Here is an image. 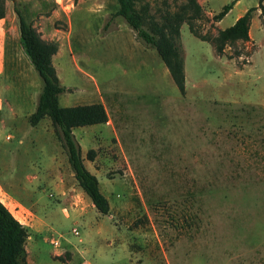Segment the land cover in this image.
Here are the masks:
<instances>
[{"label": "rangeland", "instance_id": "obj_1", "mask_svg": "<svg viewBox=\"0 0 264 264\" xmlns=\"http://www.w3.org/2000/svg\"><path fill=\"white\" fill-rule=\"evenodd\" d=\"M186 1L136 3L160 19ZM259 1L197 0L194 27L208 37L256 7L252 38L218 54L182 22L181 93L157 50L115 15L118 0H0V199L27 230L25 264H264ZM16 7L58 44L59 103L106 107V122L73 132L107 213L79 185L50 118L29 121L41 79L19 42Z\"/></svg>", "mask_w": 264, "mask_h": 264}, {"label": "trees", "instance_id": "obj_2", "mask_svg": "<svg viewBox=\"0 0 264 264\" xmlns=\"http://www.w3.org/2000/svg\"><path fill=\"white\" fill-rule=\"evenodd\" d=\"M118 3L115 15L122 16L136 32L137 37L157 50L181 93L185 91L184 59L179 43L181 23L186 22L195 36L211 41L216 53L222 54L227 45L249 39L252 11L256 8H248L231 25L218 29L214 36L208 37L194 27L193 20L203 16L197 0H187L178 10L161 14L160 19L150 13L145 5L137 6L136 0H118ZM231 6V3L225 4L213 15V19L220 20ZM258 7L264 25L262 0L259 1ZM15 11L19 21V42L22 50L41 79V89L35 108L29 115V121L35 125L44 116L50 118L79 185L97 210L107 213L108 198L100 190L97 176L86 167L81 155V145L73 132L77 126L106 122V107L101 101L74 105L59 103V94L67 88L60 82L52 60L58 44L54 40L41 37L17 7ZM3 16V12H0V18ZM26 236L27 230L23 223L0 199V264L26 263Z\"/></svg>", "mask_w": 264, "mask_h": 264}, {"label": "crops", "instance_id": "obj_3", "mask_svg": "<svg viewBox=\"0 0 264 264\" xmlns=\"http://www.w3.org/2000/svg\"><path fill=\"white\" fill-rule=\"evenodd\" d=\"M241 14L242 13H238L236 17L240 16ZM4 26H5V17H2V18H0V27H1V29H0V46L2 45V49L4 48V43L6 41V32L4 30ZM249 35H250V38H252L250 31H249ZM3 50L0 52L1 57L3 55L2 52L4 53Z\"/></svg>", "mask_w": 264, "mask_h": 264}, {"label": "built area", "instance_id": "obj_4", "mask_svg": "<svg viewBox=\"0 0 264 264\" xmlns=\"http://www.w3.org/2000/svg\"><path fill=\"white\" fill-rule=\"evenodd\" d=\"M53 243H54V244H57V243H58V240H53Z\"/></svg>", "mask_w": 264, "mask_h": 264}]
</instances>
